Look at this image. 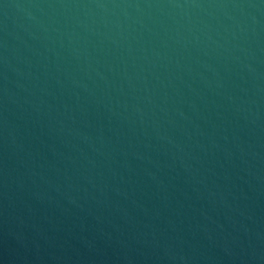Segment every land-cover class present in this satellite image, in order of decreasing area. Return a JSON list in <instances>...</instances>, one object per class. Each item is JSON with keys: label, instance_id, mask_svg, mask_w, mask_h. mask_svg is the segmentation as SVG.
Instances as JSON below:
<instances>
[{"label": "water", "instance_id": "obj_1", "mask_svg": "<svg viewBox=\"0 0 264 264\" xmlns=\"http://www.w3.org/2000/svg\"><path fill=\"white\" fill-rule=\"evenodd\" d=\"M0 264H264V0H0Z\"/></svg>", "mask_w": 264, "mask_h": 264}]
</instances>
